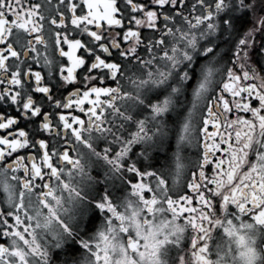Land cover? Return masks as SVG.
<instances>
[{"label": "snow or ice", "instance_id": "obj_1", "mask_svg": "<svg viewBox=\"0 0 264 264\" xmlns=\"http://www.w3.org/2000/svg\"><path fill=\"white\" fill-rule=\"evenodd\" d=\"M0 191V264H264V0H0Z\"/></svg>", "mask_w": 264, "mask_h": 264}, {"label": "flooded vegetation", "instance_id": "obj_2", "mask_svg": "<svg viewBox=\"0 0 264 264\" xmlns=\"http://www.w3.org/2000/svg\"><path fill=\"white\" fill-rule=\"evenodd\" d=\"M163 161V155L161 156V162ZM100 171L103 173V169L101 168H94L92 171V175L95 177L96 172ZM122 185L118 180H114L110 183H104L102 175L101 177H98L95 181L89 184H85L81 186V192L84 197V203L85 204H91L93 200L99 198L103 194V192L108 191L112 194V196L118 197L121 195ZM3 192L0 191V199L3 198ZM91 214V213H89ZM96 227L98 228L103 223V215L99 211L96 212ZM80 231L83 234L84 232V225H80ZM95 231V228L92 230ZM91 233H89L90 235Z\"/></svg>", "mask_w": 264, "mask_h": 264}]
</instances>
